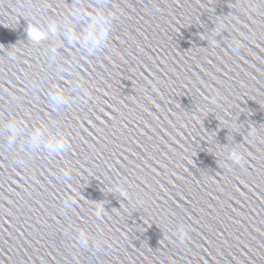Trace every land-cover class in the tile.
I'll use <instances>...</instances> for the list:
<instances>
[{
	"label": "water",
	"instance_id": "water-1",
	"mask_svg": "<svg viewBox=\"0 0 264 264\" xmlns=\"http://www.w3.org/2000/svg\"><path fill=\"white\" fill-rule=\"evenodd\" d=\"M96 2L0 0V264H264V0H106L109 46L77 64L89 96L53 111L47 92L71 95L70 78L27 26ZM13 118L69 150L8 149Z\"/></svg>",
	"mask_w": 264,
	"mask_h": 264
},
{
	"label": "clouds",
	"instance_id": "clouds-1",
	"mask_svg": "<svg viewBox=\"0 0 264 264\" xmlns=\"http://www.w3.org/2000/svg\"><path fill=\"white\" fill-rule=\"evenodd\" d=\"M116 19V13L109 8L106 0H97L94 5L73 3L61 18L50 20L45 27L27 26V37L33 44L49 41L45 56L52 73L58 80H64V75L70 78L65 83L71 86V95L64 86L59 84L53 85L47 92L50 109L59 111L69 107L77 100L86 102L89 91L85 82L79 78L77 64L80 60H88L108 48L113 23ZM215 37L214 43L218 42ZM232 45L235 51L240 47V41L234 39ZM62 49L64 51L74 50V54L71 58L66 57L61 51ZM9 59L11 61L17 59L15 52L9 53ZM29 87L36 88L38 84L33 81ZM10 96L13 101L17 99L13 94ZM3 127L8 133L6 137L8 149H13V146L18 147L19 152L25 155L42 150L48 157H55L67 152L70 147L68 138L60 131L53 134L46 123L33 124L28 130V126L13 118L5 121ZM232 158L235 162H239L241 159L235 152L232 153ZM17 163H23V160L20 159ZM58 178L66 182L71 181L72 170L62 169ZM76 203V199L69 196L64 201V206L70 208ZM104 212V205H99L95 216L102 218ZM176 234L183 242L187 237L185 226L177 225ZM76 240L83 249L90 247L98 249L103 243L100 239H93L83 230L78 232Z\"/></svg>",
	"mask_w": 264,
	"mask_h": 264
}]
</instances>
